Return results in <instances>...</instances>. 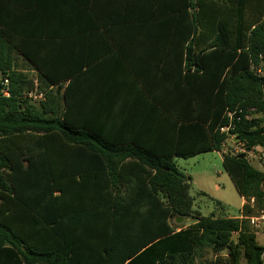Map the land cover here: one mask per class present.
Wrapping results in <instances>:
<instances>
[{
  "label": "trees",
  "instance_id": "16d2710c",
  "mask_svg": "<svg viewBox=\"0 0 264 264\" xmlns=\"http://www.w3.org/2000/svg\"><path fill=\"white\" fill-rule=\"evenodd\" d=\"M176 16L168 81L153 88L154 74L133 73L161 137L121 143L70 118L62 76L74 72L43 60L53 33L0 24V264H263L248 218L264 211V174L244 153H222L246 203L240 218L201 216L173 159L221 152L229 135L264 151V76L252 70L264 59V0H188ZM34 80L43 101L27 97ZM234 110L240 120L220 132Z\"/></svg>",
  "mask_w": 264,
  "mask_h": 264
},
{
  "label": "crops",
  "instance_id": "0c3cea01",
  "mask_svg": "<svg viewBox=\"0 0 264 264\" xmlns=\"http://www.w3.org/2000/svg\"><path fill=\"white\" fill-rule=\"evenodd\" d=\"M187 2L0 0V24L26 26L27 33L35 32V26H42V33L56 36L44 48L43 60L57 73L74 72L62 76L68 113L74 122L97 126L111 142L136 138L138 133L155 138L161 137L163 118H153L152 122L140 112L153 108L141 93V85L133 73L154 74L146 82L153 88L168 81L163 80L161 73L172 72L177 67L178 52L172 41L179 38L177 12ZM26 72H32L36 78L35 71ZM34 83L33 98L29 99L45 100V94L37 89V80ZM217 153L222 155L223 151ZM176 159H173L175 163ZM241 199L243 206L244 198ZM240 217L241 213L236 218ZM185 221L186 226L192 223ZM255 235L264 246L259 241L264 232ZM262 259L264 264V253Z\"/></svg>",
  "mask_w": 264,
  "mask_h": 264
},
{
  "label": "rangeland",
  "instance_id": "374dc122",
  "mask_svg": "<svg viewBox=\"0 0 264 264\" xmlns=\"http://www.w3.org/2000/svg\"><path fill=\"white\" fill-rule=\"evenodd\" d=\"M33 76L32 72H27ZM241 145L229 135L222 145L223 154H240ZM255 157L259 153L253 152ZM248 156L250 165L259 171L264 172V167L260 165L252 156ZM176 166L185 175L190 177L189 194L192 197V209L200 213L201 216L211 214L221 217H238L242 209V199L239 196L233 182L222 165V155L217 152H206L189 159H176ZM219 203L221 205L217 206ZM264 206V204H263ZM264 210V207H263ZM190 222V220H189ZM173 225L186 226L187 221L172 220ZM259 241L264 244V236L259 237ZM206 258H210L209 253Z\"/></svg>",
  "mask_w": 264,
  "mask_h": 264
},
{
  "label": "built area",
  "instance_id": "2783aa9c",
  "mask_svg": "<svg viewBox=\"0 0 264 264\" xmlns=\"http://www.w3.org/2000/svg\"><path fill=\"white\" fill-rule=\"evenodd\" d=\"M252 70L254 71V73L259 76V77H263L264 76V59L262 58V56H259V65H252ZM0 84L2 86V90L1 93L3 96L8 97L9 96V92H8V87H9V80L7 78V76H1L0 77ZM40 98L42 97V95H38ZM28 98H33V91L30 92L27 95ZM241 112V110L238 111H228L226 113L227 117H228V121L229 124L225 127H222L220 129V132L223 133H227L228 130L230 128H232L233 125V121H239L240 120V116L238 115ZM240 153H244L245 154V158L248 159V156H252V158L256 159L261 165L264 166V151L262 148L260 147H254L253 149L249 150V151H243V149H240ZM257 152L259 153L257 155V157H255L253 152ZM244 202L246 203V200L244 199ZM251 203L253 202V199H251L250 201ZM249 220V224L252 227L253 231L255 234H258L259 232H264V211H260L258 212L256 215H253L251 217L248 218Z\"/></svg>",
  "mask_w": 264,
  "mask_h": 264
},
{
  "label": "water",
  "instance_id": "95a60500",
  "mask_svg": "<svg viewBox=\"0 0 264 264\" xmlns=\"http://www.w3.org/2000/svg\"><path fill=\"white\" fill-rule=\"evenodd\" d=\"M182 219L181 218H178V221H181Z\"/></svg>",
  "mask_w": 264,
  "mask_h": 264
}]
</instances>
